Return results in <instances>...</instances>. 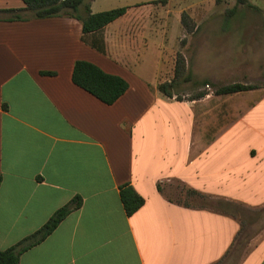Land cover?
<instances>
[{
    "label": "crops",
    "instance_id": "obj_1",
    "mask_svg": "<svg viewBox=\"0 0 264 264\" xmlns=\"http://www.w3.org/2000/svg\"><path fill=\"white\" fill-rule=\"evenodd\" d=\"M160 1L92 0L93 14L126 12L86 35L74 18L0 15V250L72 208L18 264H220L253 228L226 212L234 206L263 216L237 264H264V88L183 100L158 90L177 53L188 79L247 85L264 65V39L224 22L218 38L189 39L180 51L182 12L201 21L237 11ZM24 8L0 0V11ZM77 61L122 78L126 92L103 104L73 84ZM170 181L184 200L163 193ZM123 185L143 199L132 215Z\"/></svg>",
    "mask_w": 264,
    "mask_h": 264
},
{
    "label": "trees",
    "instance_id": "obj_2",
    "mask_svg": "<svg viewBox=\"0 0 264 264\" xmlns=\"http://www.w3.org/2000/svg\"><path fill=\"white\" fill-rule=\"evenodd\" d=\"M91 1L92 0H22L25 4L24 9L19 11H0V15L7 14L8 17L6 19L9 21L20 20L23 16L35 19L50 17L74 18L81 23L82 34L86 35L101 31L107 24L121 17L126 12V8L123 7L93 14L90 11ZM160 2L165 3L166 0H161ZM236 4L253 8L248 0H236ZM181 25L187 33H191L194 29V25L186 12H182L181 14ZM97 48L101 50L102 46ZM185 73V60L180 53H177L172 81L159 85L158 90L170 97V89H173L174 85H176V81L182 76L184 77ZM71 80L74 85L83 89L105 105L114 104L128 88L127 83L122 78L106 74L97 66L85 61L75 62ZM183 80H188V76L186 75ZM252 88L253 87L248 85L233 84L218 88L215 94L227 95L247 91ZM203 94L204 93H200L196 95V97H202L204 96ZM119 195L123 209L127 215H132L143 205V199L138 196L129 185L121 186ZM76 200L78 203L79 199L76 198ZM71 209L70 205L62 207L36 232L13 247L0 250V264H18L20 254L44 240L56 228L61 220L69 214Z\"/></svg>",
    "mask_w": 264,
    "mask_h": 264
},
{
    "label": "rangeland",
    "instance_id": "obj_3",
    "mask_svg": "<svg viewBox=\"0 0 264 264\" xmlns=\"http://www.w3.org/2000/svg\"><path fill=\"white\" fill-rule=\"evenodd\" d=\"M249 4L253 8L245 7L242 5H237L236 0H215L216 8L223 10L226 9H235L236 15H227V16H207L201 21L197 19H191V22L194 25V29L191 33H184L181 38H179V50L185 51L184 46L187 40H197V39H216L218 38L217 28L215 25L218 23H231L238 26L239 31L241 32L242 27L244 32L240 33L248 36H255L258 39H264V0H248ZM240 9V10H239ZM188 15V14H187ZM189 16V15H188ZM197 20V21H196ZM200 22V23H198ZM198 25V26H197ZM214 25L210 28L209 26ZM252 27V28H251ZM239 34V32H238ZM257 78L254 80L243 81L244 84H247L251 87L264 88V65H259V73H257ZM240 80H194L188 79L183 80V76L176 81L172 92H175L178 96V99L183 100L190 98L192 96L198 95L200 93H205L207 91L215 92L218 88L236 84ZM206 84L209 85L210 89H206ZM182 185L177 181H170L165 183L163 187V193L173 199V200H184L183 194H180L178 188ZM183 193V192H182ZM194 205H215V199L202 201L200 199H193ZM210 201V202H209ZM215 201V202H214ZM226 212L232 216L236 217H248L252 219V229L251 231L240 237L237 243L233 246V249L230 251L229 255L220 262V264H237L241 255H243L247 249L250 248L251 238H253L257 233L262 232V214L260 212H248L240 206H234L226 210Z\"/></svg>",
    "mask_w": 264,
    "mask_h": 264
},
{
    "label": "built area",
    "instance_id": "obj_4",
    "mask_svg": "<svg viewBox=\"0 0 264 264\" xmlns=\"http://www.w3.org/2000/svg\"><path fill=\"white\" fill-rule=\"evenodd\" d=\"M205 87H206V89H209V86L208 85H206Z\"/></svg>",
    "mask_w": 264,
    "mask_h": 264
}]
</instances>
